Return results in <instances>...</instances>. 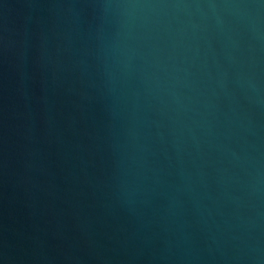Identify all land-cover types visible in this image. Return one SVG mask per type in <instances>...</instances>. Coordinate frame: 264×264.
<instances>
[{
  "label": "water",
  "instance_id": "water-1",
  "mask_svg": "<svg viewBox=\"0 0 264 264\" xmlns=\"http://www.w3.org/2000/svg\"><path fill=\"white\" fill-rule=\"evenodd\" d=\"M0 264H264V0H0Z\"/></svg>",
  "mask_w": 264,
  "mask_h": 264
}]
</instances>
